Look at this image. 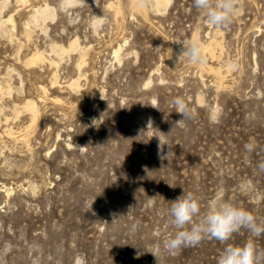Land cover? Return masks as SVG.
<instances>
[{"label":"rangeland","instance_id":"obj_1","mask_svg":"<svg viewBox=\"0 0 264 264\" xmlns=\"http://www.w3.org/2000/svg\"><path fill=\"white\" fill-rule=\"evenodd\" d=\"M130 1L0 0V264H217L249 239L264 252L244 229L164 247L183 191L201 215L223 199L264 220V0H236L226 28L192 0ZM192 40L203 63L177 60Z\"/></svg>","mask_w":264,"mask_h":264},{"label":"clouds","instance_id":"obj_2","mask_svg":"<svg viewBox=\"0 0 264 264\" xmlns=\"http://www.w3.org/2000/svg\"><path fill=\"white\" fill-rule=\"evenodd\" d=\"M80 2L85 3V0H80ZM192 5L202 13L206 22L215 28H226L237 14L236 0H192ZM104 21L105 18L100 17L94 26L101 25ZM180 59H186L192 64L203 63L205 58L199 42L192 40L182 44L177 57L178 61ZM170 103L175 107V112L182 117L175 122V126H184L186 120L193 118L183 97L177 96ZM211 120L218 122V115L212 114ZM149 125H152L151 120H149ZM165 145L168 144H162L161 141L158 145V155L161 161L168 159L169 156L170 150L165 152ZM256 147L254 142L244 146L249 154L253 153ZM257 168L264 172V161L258 162ZM201 211L199 199L191 192L183 191L182 195L170 202L169 223L175 229V233L164 244L169 254L174 255L183 248L197 246L208 238L226 243L241 229L248 231L252 238L264 235V220L258 222V218L252 212L226 200H214L203 215ZM139 227L140 222L137 221L131 225V230L135 232ZM217 264H264V252L257 248L254 239H249L242 246L227 245L224 247Z\"/></svg>","mask_w":264,"mask_h":264},{"label":"bare ground","instance_id":"obj_3","mask_svg":"<svg viewBox=\"0 0 264 264\" xmlns=\"http://www.w3.org/2000/svg\"><path fill=\"white\" fill-rule=\"evenodd\" d=\"M20 1V0H19ZM21 1H25V0H21ZM170 0H154V5L156 6V7H159V6H161V5H164V6H166L167 5V3L169 2ZM72 2H75V0H72ZM130 2H132L134 5H135V7H137L138 9H144L145 7H144V1L142 2V0H132V1H130ZM137 8H135V9H137ZM44 9H46V8H44ZM1 11V10H0ZM49 11V10H48ZM35 12V11H34ZM141 12V11H140ZM36 14V13H35ZM34 14V15H35ZM41 14V13H40ZM42 14H43V12H42ZM48 14V13H47ZM143 14V13H142ZM33 15V17H35ZM37 16V15H36ZM44 16V15H43ZM50 16V15H49ZM8 19V18H7ZM34 19H36V18H34ZM33 19V20H34ZM9 20L11 21L12 19H11V17H9ZM37 20V19H36ZM36 20H34L35 22H36ZM33 21V22H34ZM8 22V21H7ZM75 42V41H74ZM73 43V42H72ZM211 44V43H210ZM74 45H75V43H73L72 45H71V49H73L74 48ZM209 45V44H208ZM54 48H56L55 46H53ZM207 48V50L209 51V50H211V46L209 45L208 47H206ZM206 48H204L205 50H206ZM213 49V48H212ZM53 50V49H52ZM56 50V49H55ZM54 51V50H53ZM62 51V50H61ZM212 52V51H211ZM37 54V53H36ZM114 54L116 55V57H117V54H118V50H116L115 49V51H114ZM43 58V57H42ZM37 59H39V56H38V54L37 55H33L32 56V58L30 59V61L33 63L35 60H37ZM215 68V67H214ZM208 69V68H207ZM211 70H213V68L211 69ZM202 71V70H201ZM208 71V70H207ZM210 71V70H209ZM217 71V70H216ZM213 72V71H212ZM217 72H215V74H216ZM217 76V75H216ZM219 76V75H218ZM221 76V75H220ZM223 80V79H222ZM28 106H30V107H32V105H28ZM34 106V105H33ZM29 109H31V108H29ZM31 111V110H30ZM33 112V111H32ZM15 134H16V132H15Z\"/></svg>","mask_w":264,"mask_h":264}]
</instances>
